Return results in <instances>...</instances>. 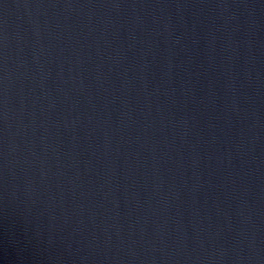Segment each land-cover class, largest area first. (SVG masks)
Here are the masks:
<instances>
[{"label":"water","instance_id":"obj_1","mask_svg":"<svg viewBox=\"0 0 264 264\" xmlns=\"http://www.w3.org/2000/svg\"><path fill=\"white\" fill-rule=\"evenodd\" d=\"M0 264H264V0H0Z\"/></svg>","mask_w":264,"mask_h":264}]
</instances>
